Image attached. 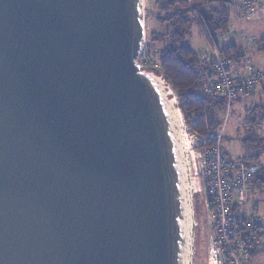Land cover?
Listing matches in <instances>:
<instances>
[{"label": "water", "instance_id": "1", "mask_svg": "<svg viewBox=\"0 0 264 264\" xmlns=\"http://www.w3.org/2000/svg\"><path fill=\"white\" fill-rule=\"evenodd\" d=\"M144 0H0V264H197L182 113Z\"/></svg>", "mask_w": 264, "mask_h": 264}, {"label": "built area", "instance_id": "2", "mask_svg": "<svg viewBox=\"0 0 264 264\" xmlns=\"http://www.w3.org/2000/svg\"><path fill=\"white\" fill-rule=\"evenodd\" d=\"M239 2L242 16L247 22L261 17L262 1ZM204 34L210 50L202 51L201 56L211 64L213 76L205 82L202 95L225 99L229 114L235 103L251 99L259 93L264 83V72L224 59L217 44L206 32ZM139 63L143 70L164 77L147 53L146 43ZM249 109L256 110L254 105L246 111ZM227 122L228 116L218 133L207 136L193 132L194 125H189L186 131L184 121L183 124L193 166L195 196L203 199L206 225L213 234L210 237V260L217 264H245L249 263L252 248L259 246V233L264 232V217L255 204H249L248 197L259 166L229 157L222 144ZM245 125L253 131L264 132V111L255 112L252 119L245 121Z\"/></svg>", "mask_w": 264, "mask_h": 264}, {"label": "trees", "instance_id": "3", "mask_svg": "<svg viewBox=\"0 0 264 264\" xmlns=\"http://www.w3.org/2000/svg\"><path fill=\"white\" fill-rule=\"evenodd\" d=\"M157 7L154 21L161 30L151 33L147 53L172 86L185 120L190 126L194 125L192 131L200 136L216 134L224 125L222 116L226 110V100L202 95L205 82L213 76L212 66L188 44V37L196 28L206 32L218 46L217 38L231 31L235 3L233 0H157ZM218 48L221 56L235 65L246 61L247 51L244 47L227 44ZM259 51L264 52V38L260 40ZM243 143L246 147L264 146V141L256 135L245 138ZM252 158L240 161L259 166L258 157L257 160ZM254 185L264 187V175L260 167L251 184L252 187ZM259 235L263 237L264 232ZM262 253L264 251L257 252L254 246L249 252V261Z\"/></svg>", "mask_w": 264, "mask_h": 264}, {"label": "rangeland", "instance_id": "4", "mask_svg": "<svg viewBox=\"0 0 264 264\" xmlns=\"http://www.w3.org/2000/svg\"><path fill=\"white\" fill-rule=\"evenodd\" d=\"M239 7V14H242V10L240 8V2L238 3ZM144 9H145V23H146V44L150 39V35L155 29L161 28L158 24L154 21V15L157 12V0H144ZM256 21L247 22L245 19L237 18L232 15V31L225 36L226 42H223L221 39L217 38L218 46H223L226 44H230L232 42L236 43L239 46L246 48L247 51V59L251 62L256 69L261 70L264 69V52L259 51V44L260 40L264 37V31H261L260 28H257L259 23H254ZM249 41L251 43H249ZM188 44L195 49L198 53L201 51H209L210 47L205 39V34L200 32L198 29L193 28L191 34L188 37ZM209 53V52H208ZM243 65V64H242ZM171 86V85H170ZM173 96L175 97L178 105L177 95L174 92L171 86ZM251 104L248 102L239 101L235 103L232 107L231 112L228 114L227 107L222 116L223 124L226 121L228 116V122L225 127L224 132V140H223V147L225 151L228 153L229 157L233 160H247L250 157H253L257 160L258 157V164L260 169L263 171L264 175V146L260 147H246L243 143L245 138H248L251 135H256L260 139L264 141V132L261 130H250L246 127L245 121L248 118L254 117L255 112L264 111V108L260 107L259 109L255 108L256 110L249 109L246 111L247 108H250ZM247 107V108H246ZM246 111V112H245ZM182 113V112H181ZM183 121L185 123V129L187 131L189 127V123L185 120L184 115L182 114ZM245 120V121H244ZM251 132V133H248ZM252 158V159H253ZM249 204H255L261 216L264 217V187L259 185H254L252 190L249 194ZM197 208L199 212V227L200 229V239L197 246V253H198V261L197 264H214L215 261L210 260V237L213 235L210 227L206 225V214L203 204V199L201 197L196 196ZM260 238V243L264 245V236ZM264 251V246L259 249V252ZM217 264V263H215ZM248 264V263H245ZM249 264H264V253L258 255L254 262H250Z\"/></svg>", "mask_w": 264, "mask_h": 264}, {"label": "crops", "instance_id": "5", "mask_svg": "<svg viewBox=\"0 0 264 264\" xmlns=\"http://www.w3.org/2000/svg\"><path fill=\"white\" fill-rule=\"evenodd\" d=\"M260 1H262L263 2V7L261 8V17L258 19V20H255L256 22H254V23H259V25H257V28H260V30L261 31H264V0H260ZM233 2L235 3V7L233 8V14H234V16L235 17H237V18H242V19H244L243 18V16H242V14L240 15L239 14V7H238V3H239V0H233ZM232 14V15H233ZM232 23V22H231ZM155 30H160V29H155ZM231 31H232V26H231ZM230 31V32H231ZM263 33V35H264V32H262ZM225 36L226 35H224V36H219L218 38H219V40L221 39L223 42H226L227 43V41H226V39H224L225 38ZM264 38V37H263ZM249 43H251L250 41H249ZM230 44H236V43H234L233 42V39H232V42L230 43ZM227 45V44H226ZM237 45V44H236ZM239 46V45H238ZM242 47V46H241ZM246 49V48H245ZM259 49V48H258ZM195 50V49H194ZM202 52V51H201ZM201 52H199V53H201ZM243 65H248V66H251L255 71H261V72H264V69H261V70H258V69H256V67L251 63V62H249V60L247 59V57H246V61L243 63ZM248 102V103H251V104H255L256 106H259V107H262V108H264V83L262 84V87H261V89H260V91H259V93L257 94V95H255L253 98H251V99H248V100H243V102ZM264 245L263 244H261L260 246H258L257 247V252H259V249L260 248H262ZM256 260V258H253L251 261H249V263L250 262H254ZM248 263V264H249Z\"/></svg>", "mask_w": 264, "mask_h": 264}, {"label": "flooded vegetation", "instance_id": "6", "mask_svg": "<svg viewBox=\"0 0 264 264\" xmlns=\"http://www.w3.org/2000/svg\"><path fill=\"white\" fill-rule=\"evenodd\" d=\"M195 198H196V196H195ZM197 203V202H196ZM197 217H198V219H199V212H198V208H197ZM198 227H199V221H198ZM197 230H198V234H199V232H200V229H198L197 228Z\"/></svg>", "mask_w": 264, "mask_h": 264}, {"label": "bare ground", "instance_id": "7", "mask_svg": "<svg viewBox=\"0 0 264 264\" xmlns=\"http://www.w3.org/2000/svg\"><path fill=\"white\" fill-rule=\"evenodd\" d=\"M215 264V263H214Z\"/></svg>", "mask_w": 264, "mask_h": 264}]
</instances>
